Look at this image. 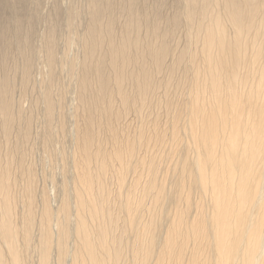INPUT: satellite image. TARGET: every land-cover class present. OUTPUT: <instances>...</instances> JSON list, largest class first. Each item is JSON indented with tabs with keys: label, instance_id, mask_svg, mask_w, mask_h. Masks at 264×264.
Instances as JSON below:
<instances>
[{
	"label": "clouds",
	"instance_id": "clouds-1",
	"mask_svg": "<svg viewBox=\"0 0 264 264\" xmlns=\"http://www.w3.org/2000/svg\"><path fill=\"white\" fill-rule=\"evenodd\" d=\"M47 2L0 79V264H264V0Z\"/></svg>",
	"mask_w": 264,
	"mask_h": 264
},
{
	"label": "bare ground",
	"instance_id": "bare-ground-1",
	"mask_svg": "<svg viewBox=\"0 0 264 264\" xmlns=\"http://www.w3.org/2000/svg\"><path fill=\"white\" fill-rule=\"evenodd\" d=\"M127 6L142 12L149 7L141 0ZM54 7L47 0H0V79L15 77L19 85L25 70L37 64L45 22L57 15Z\"/></svg>",
	"mask_w": 264,
	"mask_h": 264
},
{
	"label": "rangeland",
	"instance_id": "rangeland-1",
	"mask_svg": "<svg viewBox=\"0 0 264 264\" xmlns=\"http://www.w3.org/2000/svg\"><path fill=\"white\" fill-rule=\"evenodd\" d=\"M38 27H39V25H38Z\"/></svg>",
	"mask_w": 264,
	"mask_h": 264
}]
</instances>
